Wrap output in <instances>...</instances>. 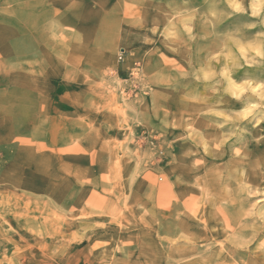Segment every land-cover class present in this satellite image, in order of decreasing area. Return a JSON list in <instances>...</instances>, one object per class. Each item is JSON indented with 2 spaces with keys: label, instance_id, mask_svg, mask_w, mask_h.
Instances as JSON below:
<instances>
[{
  "label": "rangeland",
  "instance_id": "1",
  "mask_svg": "<svg viewBox=\"0 0 264 264\" xmlns=\"http://www.w3.org/2000/svg\"><path fill=\"white\" fill-rule=\"evenodd\" d=\"M56 8L0 0V192L26 197L40 233L6 217L25 264H264V122L195 78L252 18H225L224 0H84L56 20L91 48L72 54L85 81L50 39ZM232 79L255 86L264 67Z\"/></svg>",
  "mask_w": 264,
  "mask_h": 264
},
{
  "label": "clouds",
  "instance_id": "2",
  "mask_svg": "<svg viewBox=\"0 0 264 264\" xmlns=\"http://www.w3.org/2000/svg\"><path fill=\"white\" fill-rule=\"evenodd\" d=\"M83 3L84 0H62L63 9H53V21L59 25V30L58 34L53 33L50 39L56 42L58 51L63 56L62 66H70L87 81L89 73L81 70L80 64L73 59L72 54L75 53L83 59L89 56L91 48L85 44L83 35L77 32L76 28L65 27L60 24L59 20H56V17L63 19L67 16H79ZM224 3L227 9L230 10L224 13L225 18L235 14L251 17L252 19L249 22L243 24V28L245 30L257 29L258 31L248 40H240L239 35L228 36L223 48L210 58V62L215 61L216 63L224 59L226 61L224 67L219 72L211 66L199 69L195 78L205 83L214 82L211 88L213 95L223 91L232 100L242 103L243 106L237 113L236 119L247 120L252 117L254 121L264 122V91H261L264 90V82L253 86L250 80L245 79L237 82L232 79L233 73L243 65L264 67V0H224ZM194 18L192 17V19ZM186 31L191 36L192 29L187 28ZM233 57H235V62H232ZM49 67L52 68L53 72L56 71L57 66L55 64H51ZM61 83L64 84L66 82L62 79ZM258 92V100L255 103L248 101L247 104H243L246 93L256 94ZM255 110H259V115L256 114ZM209 113L216 116L223 115L222 112H213L211 109H209ZM224 119L228 121L230 118L225 116ZM217 126L224 127L223 124ZM10 186L8 185L7 187ZM3 187L6 186L0 185V188ZM261 195L264 196V192H261ZM21 200H26L23 194L16 196L14 192L11 194L7 191L0 192V255L3 257L0 259V264H25L24 253L31 252V248L21 247L13 239L14 236L19 235V231L11 227L6 217L15 219L19 230L31 232L34 236L40 235L35 230L34 223L29 217L27 209H21ZM261 219H264V216ZM21 221H23V224H21ZM4 225H9L6 230ZM95 227L104 226L95 225ZM21 239L23 238L21 237ZM8 245H12L14 249L11 257L8 255ZM261 246L264 247V241L261 242ZM32 247L44 249V246L39 242ZM31 264H38V262L33 260Z\"/></svg>",
  "mask_w": 264,
  "mask_h": 264
},
{
  "label": "bare ground",
  "instance_id": "3",
  "mask_svg": "<svg viewBox=\"0 0 264 264\" xmlns=\"http://www.w3.org/2000/svg\"><path fill=\"white\" fill-rule=\"evenodd\" d=\"M121 52V51H120Z\"/></svg>",
  "mask_w": 264,
  "mask_h": 264
}]
</instances>
